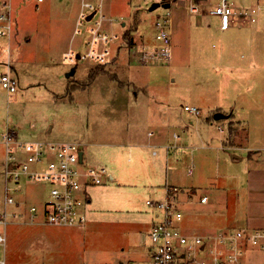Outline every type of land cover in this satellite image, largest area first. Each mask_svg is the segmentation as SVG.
<instances>
[{"label": "rangeland", "instance_id": "obj_1", "mask_svg": "<svg viewBox=\"0 0 264 264\" xmlns=\"http://www.w3.org/2000/svg\"><path fill=\"white\" fill-rule=\"evenodd\" d=\"M4 1L0 0V13L7 10ZM80 1L16 0L15 5L20 4L13 22L17 35L12 37L9 47L19 75L18 88L8 93L0 86V137L11 128L18 131L19 140H32L36 137L27 130L35 126L41 132L37 138L76 141L83 151V166H103L117 180L107 179L85 188L90 201L86 203L88 221L82 227L44 222L28 224L33 220L24 216L6 226L0 225V231L7 236L5 245L0 244L4 264L111 261L118 248L138 244L137 224L126 222L125 215L118 211L128 208L136 199L142 201L141 208L153 209L144 203L145 199L163 200L169 183L177 188L176 200L179 193L178 202L185 212L180 226L188 229L186 233L198 235L203 226L214 229L219 221H224L220 226L223 229L247 226L264 229V222L250 219L249 207L252 210L255 193L249 191L252 185L248 183V171L263 168L264 164L248 160L247 148L236 150L238 160L229 163L228 153L217 146V138L222 135L220 132L229 136V131L236 127L238 133L244 131L230 122L224 125L221 119L225 116L213 118L215 112H220L218 109L213 113L214 106L224 107L229 100L249 109L244 112L248 121L242 125L251 132L245 145L256 146L248 149L264 155V148H260L264 147V25L218 30V18L210 12L216 0H168L169 7L159 5L154 10L148 7L158 0H104L103 27L117 34L109 44L113 52L110 61L105 64L90 59L67 61L63 59V51L85 50L86 37H71ZM179 1L184 2L181 5ZM192 2L197 4L198 11L189 9ZM198 16L203 18L202 25L197 24ZM164 17L170 19L171 58L152 59L150 52L159 47V29L155 23ZM91 21L85 22L82 28L86 29ZM246 32L253 37L247 39L248 46H243L245 57L240 61L241 68L217 71L207 68L200 60L199 48L211 52L216 42L225 41L230 34ZM8 37H0V53ZM3 54L0 61H4ZM98 65L103 70L96 74L94 68ZM3 69L0 64V71ZM11 73L16 74L13 70ZM227 79L231 81L229 90L224 86ZM53 96L63 98L55 103ZM153 96L166 102L156 104V110L171 113L173 119L181 112L182 120L171 125L176 138L183 131H192L197 136L206 130L214 140L210 136L209 142L203 137L196 138V145L186 140L183 145L181 139L176 140L177 145L172 144L169 153L174 168L166 164L165 154L170 149L165 147L150 146L145 152H138L137 147L130 146L129 152L127 143L135 142L132 138H143L146 131L155 128L154 107L150 102ZM184 103L195 104L200 113L184 110ZM189 120H194L193 125ZM129 155L131 161L126 159ZM4 161L5 144L0 142V211L4 197ZM190 166L192 173L189 174ZM145 169L148 178L141 179ZM19 186L16 198L22 203H17L24 209L39 206L46 197L47 188L43 183L22 178ZM202 195H207L206 203L201 200ZM8 207L17 209L15 204ZM21 212L24 213L22 209ZM200 219L204 222L202 227ZM213 235L204 236L210 246ZM241 246L240 264H264L261 246L244 240ZM220 250L223 254V249ZM221 264L237 263L224 258Z\"/></svg>", "mask_w": 264, "mask_h": 264}, {"label": "built area", "instance_id": "obj_2", "mask_svg": "<svg viewBox=\"0 0 264 264\" xmlns=\"http://www.w3.org/2000/svg\"><path fill=\"white\" fill-rule=\"evenodd\" d=\"M103 2L104 0L80 1L72 38L79 35L86 37L85 50L75 53L69 49L64 53L63 59L68 61L90 59L102 64L110 61L109 44L117 38V34L103 27V22L106 21L103 16ZM3 4L7 10L0 13V37L10 36L12 30L9 0H5ZM189 9L194 12L199 10L197 4L193 2L190 3ZM210 12L217 16V27L220 30L255 26L262 18L264 19V0H246L240 3L235 0H216ZM96 15L98 17L94 19ZM90 21L89 26L83 29V24ZM155 25L159 29V47L156 51L150 52L149 58L169 60L170 19L158 18ZM1 53L5 55L3 62L5 71L0 72V86L8 93H12L17 90L18 81L11 73L10 48L6 45ZM183 109L196 115L200 113L196 105L183 104ZM1 140L5 144V175L0 225L6 226L10 221L18 220L24 213L30 220L34 221L40 217L45 223L52 225H84L87 221L86 203L89 201L85 188L90 184H102L108 177L110 178L106 168L83 166V155L82 160H79L80 144L76 141L41 138L21 141L8 128L1 134ZM166 149H171V145L166 146ZM155 152L154 150L153 153ZM187 172L192 173L191 166L187 168ZM22 178L46 186V197L39 206L32 205L28 209H24L23 205L18 206L17 202L22 203L16 198ZM176 190L175 186L166 185L163 200L154 198L145 200V203L155 211V221L146 235L151 250V264H201L199 258L202 256H198L205 251H208L211 264H221L224 258L240 264L243 240L259 245L264 250V229L220 230L213 235L212 246L207 238L184 234L177 225L182 219V211L176 205ZM206 199L207 196L201 197L202 201ZM9 204H15L17 209H9ZM6 239L5 232L0 231V244L5 245ZM4 263V258H0V264Z\"/></svg>", "mask_w": 264, "mask_h": 264}, {"label": "crops", "instance_id": "obj_3", "mask_svg": "<svg viewBox=\"0 0 264 264\" xmlns=\"http://www.w3.org/2000/svg\"><path fill=\"white\" fill-rule=\"evenodd\" d=\"M183 2L184 1H179L180 4L181 3L183 4ZM9 3H10V12H11V17H12V30H11L10 36L7 38L8 39V43H7L8 47H9V42H11V39H13L12 37L17 35V30H16V27H15L13 22H14V17H15V13H16L15 11L20 7V4L15 5L16 0H9ZM202 22H203L202 16H198L197 17V24L202 25ZM217 24H218V20H217ZM260 24L264 25V19L263 18L260 20V23L258 25H260ZM216 27H217V25H216ZM252 27L259 28V26H257V25L256 26H248L246 28H252ZM236 28H238V27H236ZM217 29L220 30L218 27H217ZM221 31H225V30H221ZM251 34L252 33H248V32L230 34L229 37H227L225 41H219L216 43L214 42L216 46L214 44L213 45L215 47H213L212 45L211 46L215 50H213L211 52H206L207 50L210 51V49L205 50L203 48H199V50H198L199 56H201L200 60L203 62V64H206L207 68L215 69L217 71H219L221 69H226L228 71V70L235 69V68H241V62L240 61H241V59H243L245 57L243 54V53H245L243 51L245 48H243V46H245V45L248 46L247 39H250L251 37H253V35H251ZM71 37H72V35H71ZM71 37H70V40H71ZM235 41H237L236 42L237 44L235 43ZM217 44H221L222 46L220 48H218ZM118 50H120V48L117 49V55H119ZM10 51H11V49H10ZM67 51L68 50L63 51V55ZM112 53L113 52H112V48H111V56L113 55ZM3 62H4L3 60L0 61V64L5 69ZM10 63H11V71L13 70L14 74L16 73L15 74L16 77L19 78L18 71H17L16 65L14 63V60H11V53H10ZM30 74H32V73H30ZM228 75H231V74L228 72ZM226 82H227V84L224 86H225V88L228 87L227 89L229 90L230 89L229 85H230L231 81L229 79H227ZM216 86H217V84H216ZM220 89H221V87H220ZM62 98L63 97H55V96L52 97V99L55 101V103L58 102V100H60ZM214 99L216 100V98H214ZM228 100H229V98H228ZM150 102H151V105L154 107L152 118L155 120V128L146 131L143 138H135V137L132 138V140H135V142L129 141L127 143L129 152L131 151L130 146L137 147L138 152H145L146 148H148L150 146L152 148H154V147H165L166 148V146H169V145L172 146V144L177 145V143L175 141L176 140L178 141L180 139H181L180 143H183V145H185L184 144L185 140L187 142L192 141V142H194V144L192 143V145H196V138H199L200 140H202V137L204 138V140L209 142L208 138H209L210 134L206 130L200 131V133H198L197 136L192 131H183V133H181V136L176 138L173 135L174 130L171 131V128H172L171 125H172V122H177V120H180V121L182 120L181 112H179L176 115V119L175 118L173 119L171 113L169 115L168 112L164 113L161 110L155 109L156 104L157 105L158 104L164 105V104H166L165 101H162L160 98L153 96L152 99L150 100ZM184 104L195 105L193 103H184ZM214 107L216 109L213 110V113L215 110H218V109H220V112H222V111L227 112V114L224 115L225 117L223 119H221V122L224 123V125H226V123L230 122L232 125H234V127L240 126L241 131H244L243 134H240V133H238V127H236V128H233L232 131H229V136H228V133L226 134L224 132H220V133H222V135H220L217 138L218 141L216 140L217 146L228 153V157L230 159L229 163H234L238 160V154H237L236 150L247 148L245 155H246L248 160H251L252 162H259V163L264 164V155L261 156L259 152H253L252 150L248 149L250 147H256V146L245 145L246 141H249L248 139L251 136V132H250L249 128L246 130L245 127H243L244 121H248V118H246L244 112H247L250 110L246 109L247 110L246 111L245 108L239 107V105L235 104L234 101H232V100H229L227 104H224V107L223 106H220V107L214 106ZM195 121L198 122L199 120H195ZM189 122L192 123V125H193L194 120H189ZM29 128L27 130V133H31L30 135H32L36 138L40 136L41 132H40L39 128H37L35 126H30ZM10 130L15 134V137L17 138L18 131L11 129V128H10ZM49 133H50V131H49ZM210 138H211V140H214L213 137L210 136ZM41 139H43V138H41ZM0 142H2L1 137H0ZM260 148H264V147H260ZM153 151H154V149L151 151V154H153V155L156 154V152L153 153ZM170 152H172L171 149L169 150V152H167L168 155L165 154V159L167 161L166 164H170L172 166V168H174V162H172L173 157H172V155L169 154ZM241 156L239 158H241ZM130 157L131 156L129 155L126 158L127 161H131ZM140 157H143V156H140ZM109 174H110V176H112V178L108 177L107 179H112L114 181L117 180V178H115L116 175L111 174V172H109ZM147 178H148V174H147L146 169H145L143 171V174L141 175V179H147ZM248 183L250 184V186L252 185V187H250L249 191L255 193L254 194L255 197L253 199L254 205L252 204V210L249 207V211L251 213L250 219L252 221L264 222V167L263 168H254L252 170H249L248 171ZM169 184H171V183H169ZM172 184H174V183H172ZM202 196H207V195H202ZM127 199L129 200V198H127ZM154 199H160V198H154ZM186 199H187V197H186ZM178 200H179V193L177 196V204H178V207L180 208V210L182 211V219L178 222V224H177L178 227L180 228V230L184 234H187L189 236L190 235H196L194 233H186L188 231V229L185 226H182V228H181L180 223H183V218L185 217V212H183V209H181L180 202H178ZM207 200L203 201V202L206 203ZM89 201H90V198H89ZM261 202H262V205H260ZM123 203H124V200H123ZM144 203H145V201H144ZM141 205H142V201H140L139 199H136V200H133L132 204L128 208L126 207L125 209L118 211V213H123L125 215V219H126L125 221L126 222H132V223L137 224V239H138L137 242H138V244H135V245L128 244L126 247L123 246V247L118 248L115 259H112L111 261H96V262L94 261L95 263L93 262L92 264H151V250H150L149 244L147 243L148 240H147L146 235H147V232L150 229L151 225L155 221V217H154L155 211H154V209H151V208H150L151 211L149 208H148V210L141 208L140 207ZM261 206L263 207L262 209H261ZM26 215L27 214L24 213V217H26ZM192 215H194V213H192ZM87 221H88V218H87ZM43 222L44 221L40 217H38L37 219H35L34 221H31V223H28V224H43ZM202 223H204V222H203V220L201 221V219H200V226L201 227H202ZM223 224H224V221H219L218 223H216L214 225V227H216L214 229L213 228L209 229V228L203 226L202 230L199 231L201 233H198V236L204 237V236H209L211 234H215L217 231H220V230H231V229H223L222 227H220ZM84 225H86V223ZM217 228H220V229L217 230ZM224 228H226V227H224ZM245 228L243 227L244 230H251L250 228H252V227L247 226ZM122 252L125 253L124 256L121 254ZM199 261L201 262V264H211V258H210L208 253H206L201 258H199Z\"/></svg>", "mask_w": 264, "mask_h": 264}, {"label": "water", "instance_id": "obj_4", "mask_svg": "<svg viewBox=\"0 0 264 264\" xmlns=\"http://www.w3.org/2000/svg\"><path fill=\"white\" fill-rule=\"evenodd\" d=\"M159 5H161V6H163V7H169V5H170V1H168V0H158V1H153V2L149 5L148 9H149V10H154V9H155L156 7H158ZM92 15H93V13L90 14V15L88 16V19H90ZM222 117H224V114H222L221 112H215V113L213 114V118H214V119H219V118H222ZM82 155H83V151L80 150V151H79V160H80V161L82 160ZM233 155H234V154H233Z\"/></svg>", "mask_w": 264, "mask_h": 264}, {"label": "trees", "instance_id": "obj_5", "mask_svg": "<svg viewBox=\"0 0 264 264\" xmlns=\"http://www.w3.org/2000/svg\"><path fill=\"white\" fill-rule=\"evenodd\" d=\"M95 73L97 74L98 72L103 70V67H101L100 65L96 66L95 68Z\"/></svg>", "mask_w": 264, "mask_h": 264}]
</instances>
